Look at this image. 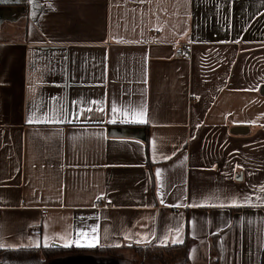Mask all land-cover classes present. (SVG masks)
Masks as SVG:
<instances>
[{
    "label": "crops",
    "instance_id": "crops-1",
    "mask_svg": "<svg viewBox=\"0 0 264 264\" xmlns=\"http://www.w3.org/2000/svg\"><path fill=\"white\" fill-rule=\"evenodd\" d=\"M262 187L264 0L0 3V250L264 264Z\"/></svg>",
    "mask_w": 264,
    "mask_h": 264
},
{
    "label": "trees",
    "instance_id": "trees-1",
    "mask_svg": "<svg viewBox=\"0 0 264 264\" xmlns=\"http://www.w3.org/2000/svg\"><path fill=\"white\" fill-rule=\"evenodd\" d=\"M193 243L187 239L183 244L166 247H131L130 250L141 255L140 264H190L189 252ZM127 248H20L0 250V264H49L53 260L69 256H121L120 251ZM214 255V254H213ZM212 264L219 263V256L214 255ZM264 263V262H263Z\"/></svg>",
    "mask_w": 264,
    "mask_h": 264
},
{
    "label": "rangeland",
    "instance_id": "rangeland-1",
    "mask_svg": "<svg viewBox=\"0 0 264 264\" xmlns=\"http://www.w3.org/2000/svg\"><path fill=\"white\" fill-rule=\"evenodd\" d=\"M119 255L121 256H103L101 258L114 259V260L123 262V264H140L141 262V255L138 253H135V251L130 250V249H125V250L120 251ZM93 257H98V256H93ZM63 264H84V263H75V262L68 261ZM148 264H152V263H148ZM154 264H158V263H154Z\"/></svg>",
    "mask_w": 264,
    "mask_h": 264
},
{
    "label": "built area",
    "instance_id": "built-area-1",
    "mask_svg": "<svg viewBox=\"0 0 264 264\" xmlns=\"http://www.w3.org/2000/svg\"><path fill=\"white\" fill-rule=\"evenodd\" d=\"M192 47L177 46L175 48L176 55L179 57L190 58L192 56ZM112 205L104 197H99L95 202L96 209H106L110 208Z\"/></svg>",
    "mask_w": 264,
    "mask_h": 264
},
{
    "label": "snow or ice",
    "instance_id": "snow-or-ice-1",
    "mask_svg": "<svg viewBox=\"0 0 264 264\" xmlns=\"http://www.w3.org/2000/svg\"><path fill=\"white\" fill-rule=\"evenodd\" d=\"M4 2H7V0H0V3H4ZM112 112H113V113L117 112V109H116L115 106L112 107ZM136 115L138 116L137 122H139V123H144V122H146L145 119H144V115H145V113H144L143 111H140V112H139L138 114H136ZM30 120H31V118H30ZM157 175H159V173H157ZM261 191H264V187L261 188ZM247 199H248V197L246 196V197H245V200H247ZM91 232L94 234V233L96 232V229H95V228H92V229H91ZM80 235L83 236V237H85V238H87V236H88L87 233H80ZM93 241H94V242L96 241V237H95L94 235H93ZM72 243H74V242H68V243H66L64 246H65V247L71 246ZM44 246L47 247L48 245L45 244ZM77 246H80V245L77 244ZM88 246H95V243H93L92 245H88Z\"/></svg>",
    "mask_w": 264,
    "mask_h": 264
},
{
    "label": "water",
    "instance_id": "water-1",
    "mask_svg": "<svg viewBox=\"0 0 264 264\" xmlns=\"http://www.w3.org/2000/svg\"><path fill=\"white\" fill-rule=\"evenodd\" d=\"M90 264H105V263H90ZM108 264H110V263H108Z\"/></svg>",
    "mask_w": 264,
    "mask_h": 264
}]
</instances>
